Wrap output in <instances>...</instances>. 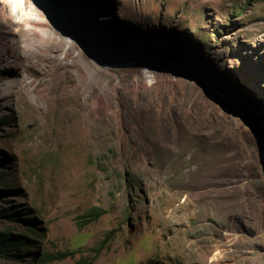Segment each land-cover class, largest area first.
Wrapping results in <instances>:
<instances>
[{
    "label": "rangeland",
    "instance_id": "rangeland-1",
    "mask_svg": "<svg viewBox=\"0 0 264 264\" xmlns=\"http://www.w3.org/2000/svg\"><path fill=\"white\" fill-rule=\"evenodd\" d=\"M33 2L0 0V231L33 240L0 264H264V0Z\"/></svg>",
    "mask_w": 264,
    "mask_h": 264
},
{
    "label": "trees",
    "instance_id": "trees-1",
    "mask_svg": "<svg viewBox=\"0 0 264 264\" xmlns=\"http://www.w3.org/2000/svg\"><path fill=\"white\" fill-rule=\"evenodd\" d=\"M83 42V41H82ZM83 44L88 48V45L83 42ZM172 50H168L165 52V56L167 57H172ZM135 96L128 95L129 97V102L134 98L139 97V95L134 94ZM209 95V94H208ZM243 115V113L241 112ZM246 117V116H245ZM10 191L8 190H2L0 189V197H4L9 193ZM3 210V211H2ZM0 218L2 219H7V220H12V221H20V215L18 209H15L13 207H8L6 209H1L0 210ZM27 226L29 227L28 230L32 231V227L34 226V221L30 222L28 225L27 220H25ZM33 232V231H32ZM33 240L30 239L27 234L25 233H13L9 230H3L0 231V256L2 257H15V258H25L33 254V251L30 249V247L33 246L32 244ZM100 250H95V256L87 261L86 259L79 260L77 264H92L94 261L95 257L98 255ZM74 252L71 251H58L55 254H42V257L39 258L40 261H59L66 259L68 257H73ZM38 259V260H39Z\"/></svg>",
    "mask_w": 264,
    "mask_h": 264
},
{
    "label": "water",
    "instance_id": "water-1",
    "mask_svg": "<svg viewBox=\"0 0 264 264\" xmlns=\"http://www.w3.org/2000/svg\"><path fill=\"white\" fill-rule=\"evenodd\" d=\"M36 1H38L39 3H41L42 5L46 6L47 8H49L51 10L52 9L55 10V12H57V14L60 16V18L62 20H66V22H68V24H70V26H72L74 29H76L75 26H73L71 24L70 20L68 19V15L63 11V9H61L58 5H56L55 3H53L52 0H36ZM77 32H78V30H77ZM89 46H90V44H89ZM90 53L93 56L91 46H90ZM172 63L174 65H176V66H179L180 68H182L184 70H187V71L192 72L193 73V77H190V78L193 79V80H195L199 85H201V87L203 88V90L207 94L211 95L212 97H217L220 101H223V102H227L228 101L227 103L230 102L231 104L234 102L233 101L234 99L231 96L225 94L223 91H220L219 89H217L216 87H214L207 79H205L200 73L196 72L190 66H188L186 64H182V63H177V62H172ZM238 109L243 114H245L246 117L252 119L251 116H250V114L248 113V111L246 110L245 107H243L242 105L241 106L239 105L238 106ZM252 124L255 127V130H256L257 135L259 136V130H258L256 124L255 123H252ZM260 146H261V144H260ZM260 159H261V161H263L262 156H261V149H260Z\"/></svg>",
    "mask_w": 264,
    "mask_h": 264
},
{
    "label": "bare ground",
    "instance_id": "bare-ground-1",
    "mask_svg": "<svg viewBox=\"0 0 264 264\" xmlns=\"http://www.w3.org/2000/svg\"><path fill=\"white\" fill-rule=\"evenodd\" d=\"M12 2L14 1V2H16V3H18V5H26V3L27 2H29V3H31V4H33L34 6H35V2H33V0H11ZM32 6V5H31ZM33 7V6H32ZM28 11V10H27ZM28 14H29V12H28ZM30 15H35L34 14V12H30ZM35 17V16H34ZM40 19V18H39ZM41 19L42 20H44V21H46V22H48V20H47V17L42 13V15H41ZM62 37V36H61ZM64 42L67 44V45H70L69 44V42H71V40L70 39H65L64 40ZM76 46L77 48H78V50H80L81 51V48H79V46L73 41L72 42V44L70 45V47L72 48V51L74 50V47L73 46ZM82 53V52H81ZM90 61L92 62V63H94L95 65H97L98 66V64H97V62H95V61H92L93 60V58L90 56ZM98 67H100V68H105V67H101V66H98ZM147 68H145V70H146ZM144 70V71H145ZM146 72V71H145ZM190 82V84H192L193 86L195 85V83H194V81H189ZM211 86V85H210ZM208 95V94H207ZM210 97V96H209ZM234 99V98H233ZM234 102V104L235 105H238L237 104V102H235V99L233 100ZM230 103V102H229ZM232 103V104H233ZM231 104V103H230ZM238 107V106H237ZM221 111H223V110H221ZM230 116H231V118H233L234 120H236V121H238L239 123H242V121H241V119H240V117L239 116H237L236 114H230Z\"/></svg>",
    "mask_w": 264,
    "mask_h": 264
}]
</instances>
